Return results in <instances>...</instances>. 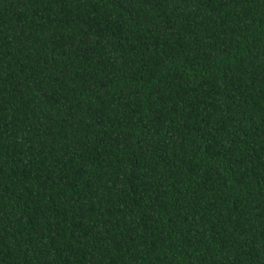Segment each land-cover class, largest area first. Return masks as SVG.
Here are the masks:
<instances>
[{"label": "trees", "instance_id": "trees-1", "mask_svg": "<svg viewBox=\"0 0 264 264\" xmlns=\"http://www.w3.org/2000/svg\"><path fill=\"white\" fill-rule=\"evenodd\" d=\"M0 264H264V0H0Z\"/></svg>", "mask_w": 264, "mask_h": 264}]
</instances>
